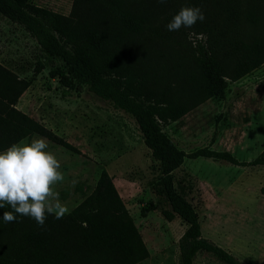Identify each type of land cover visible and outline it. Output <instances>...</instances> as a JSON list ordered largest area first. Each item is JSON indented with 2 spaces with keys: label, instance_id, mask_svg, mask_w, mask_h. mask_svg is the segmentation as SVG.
<instances>
[{
  "label": "trees",
  "instance_id": "1",
  "mask_svg": "<svg viewBox=\"0 0 264 264\" xmlns=\"http://www.w3.org/2000/svg\"><path fill=\"white\" fill-rule=\"evenodd\" d=\"M182 7H199L205 19L168 31ZM0 14L22 26L48 57L59 58L98 98L130 115L144 146L157 161L167 221L186 225L178 238L177 264L205 252L222 264H244L200 234L190 200L173 185L184 157H205L239 166L264 165V147L250 160L207 146L178 148L162 126L205 100L224 95L235 81L264 63V0H71L67 14L30 0H0ZM191 35V36H190ZM190 37L192 39H190ZM43 68L37 61L34 74ZM68 87L60 70L50 72ZM29 80L0 65V151L23 138L42 136L79 150L15 104ZM155 208H140V215ZM12 211L0 209V216ZM147 248L111 176L102 168L88 194L62 219L48 215L40 227L29 217L0 219V264H140Z\"/></svg>",
  "mask_w": 264,
  "mask_h": 264
},
{
  "label": "rangeland",
  "instance_id": "2",
  "mask_svg": "<svg viewBox=\"0 0 264 264\" xmlns=\"http://www.w3.org/2000/svg\"><path fill=\"white\" fill-rule=\"evenodd\" d=\"M30 1L62 14L71 6V0ZM37 61L43 68L34 74ZM0 65L29 80L16 108L79 150L74 153L46 139V150L60 161L64 174L56 185L61 202L69 209L76 205L103 168L147 248L148 256L140 264H177V242L186 225L177 217L167 221L161 215L167 204L158 163L144 146L133 118L91 93L82 78L59 58L46 56L21 25L1 14ZM55 69L71 80V87L51 75ZM162 129L185 152L207 146L250 160L264 147V63L227 81L223 97L205 100L186 112L180 124L171 122ZM40 137L32 135L16 144ZM172 180L197 212L202 237L244 264H264V165L184 157ZM150 204L155 208L140 215V208L149 209ZM191 264L222 263L198 252Z\"/></svg>",
  "mask_w": 264,
  "mask_h": 264
},
{
  "label": "clouds",
  "instance_id": "3",
  "mask_svg": "<svg viewBox=\"0 0 264 264\" xmlns=\"http://www.w3.org/2000/svg\"><path fill=\"white\" fill-rule=\"evenodd\" d=\"M157 2L164 4L167 0ZM204 19L199 7H182L166 28H192ZM47 148L46 138L40 137L0 151V209H12L0 216L4 223L18 222V216L29 217L43 227L48 215L59 220L70 214L56 191V185L64 180L60 161Z\"/></svg>",
  "mask_w": 264,
  "mask_h": 264
}]
</instances>
